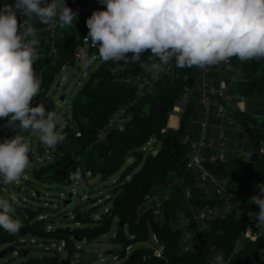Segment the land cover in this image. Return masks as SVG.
I'll list each match as a JSON object with an SVG mask.
<instances>
[{
    "label": "trees",
    "instance_id": "16d2710c",
    "mask_svg": "<svg viewBox=\"0 0 264 264\" xmlns=\"http://www.w3.org/2000/svg\"><path fill=\"white\" fill-rule=\"evenodd\" d=\"M82 1L69 0L70 5ZM0 2L2 5L11 4L13 0ZM87 33L86 20H74L73 25L65 26L62 35L54 40V62L45 66L44 59L39 56L34 63V70L41 79V89L38 98L32 102L33 107L42 103L48 108L44 99L48 98L47 90L54 76L61 66L74 65L73 50ZM95 50L98 52V47ZM149 56L148 52L141 56L143 64L150 62ZM231 61L242 72V78L236 83L238 93L245 97L264 93L263 63L256 59L241 62L236 57L231 58ZM120 65L123 68L113 72ZM141 67V64L131 62L130 55L127 63L124 60L105 62L101 59L97 65L91 64L87 70L88 78L73 95L68 107L80 136L75 137L73 129L66 126L63 130L66 139L57 145L59 149L53 159L46 164L39 163L31 171V178L37 181H61L66 184L67 172L73 168L75 157L78 156L84 168L90 171V177L98 176L104 183L111 178L106 185L108 191L105 202L110 203L107 211L92 217V211L88 210L76 217L78 211L74 209V227L47 229L40 223L45 219L33 220L39 210L22 207L28 213L24 211L26 214L22 216V227L17 234H9L0 228V244L3 246L0 258L7 253H14L20 258L17 264L57 263L59 260L55 248L50 249V255H44L40 259L28 256L24 236L31 233L42 238L43 242L63 241L68 264H77L71 261L77 249L73 241L96 240L107 233L113 220H116L115 233L110 237V242L120 245L123 252L127 246L149 241L151 233L155 234L162 247L161 256L156 257L151 247L136 246L130 252L123 253L119 264H212L216 255H222L225 264H264V258L259 254L260 247L264 246V230L255 241L243 238L241 232L245 217L243 212L238 214L236 209L210 220L209 228L201 234L200 243L193 250H183L184 229L171 223L177 218L178 212L191 217L192 208L222 205V199L206 194L195 185L193 174L187 165L188 149L181 141L195 108V91L191 93L186 108L180 114L179 126L176 129L166 128L167 118L172 112L174 101L181 95L182 86L193 85L195 66L176 67L172 78L161 76L154 81L152 89L138 95L136 84L124 81V78L139 74ZM118 77L120 80H115ZM119 108L130 112V121L123 129L113 126L105 128L109 117ZM237 118L255 146L257 140H264V133L251 129L250 125L258 123L259 127L264 128V119L257 121L246 114H238ZM2 120L4 119H0ZM103 129L104 139L97 141L96 133ZM14 133L24 135L27 132ZM149 138L156 140L154 155L141 149ZM68 145L75 148L72 154L66 150ZM209 167L215 176H227L231 183L238 184L250 197L258 193L257 185L264 184L262 158L252 162L235 157ZM60 169L64 170V174L59 172ZM25 182L32 183L28 178ZM181 186L190 187L187 205ZM154 189L160 190L165 197L162 202L163 220L154 218L149 210L141 208L144 196ZM189 225H194L193 220ZM8 262L9 259L4 264Z\"/></svg>",
    "mask_w": 264,
    "mask_h": 264
},
{
    "label": "clouds",
    "instance_id": "9594fccd",
    "mask_svg": "<svg viewBox=\"0 0 264 264\" xmlns=\"http://www.w3.org/2000/svg\"><path fill=\"white\" fill-rule=\"evenodd\" d=\"M106 10L93 11L86 20V40L98 47L107 61L143 66L148 52L149 70L158 79L175 59L177 67H211L236 57L241 62L264 59V0H98ZM21 17L27 19L21 21ZM77 13L65 0H13L0 7V119L16 132L38 136L54 148L66 139L58 127L62 118L40 103L41 79L34 70L39 59L37 19L43 25L72 26ZM91 61L84 65L87 69ZM31 137L22 134L0 142V185L18 184L30 167ZM264 152V149H261ZM250 198L259 206L249 212L256 227L264 230V184ZM15 192L0 196V228L15 235L22 222L15 218ZM251 231V230H249ZM212 264H225L216 255Z\"/></svg>",
    "mask_w": 264,
    "mask_h": 264
},
{
    "label": "built area",
    "instance_id": "2783aa9c",
    "mask_svg": "<svg viewBox=\"0 0 264 264\" xmlns=\"http://www.w3.org/2000/svg\"><path fill=\"white\" fill-rule=\"evenodd\" d=\"M67 6H69L74 12L77 13L75 20H87L93 11L106 10V6L98 2V0H83L80 3L70 5L69 1L65 0ZM0 2V7H2ZM21 21L27 19L21 17ZM31 23L37 29V35L39 40V56L44 59L45 66L54 62L56 56V47L54 40L62 35L64 27L58 24L43 25L37 19H32ZM82 37V41L73 50L74 64H86L89 61L94 62L97 51L95 47H92L91 42ZM264 64V59H256ZM150 62H146L141 67L140 73L135 76H127L124 81H133L136 84L137 93L141 95L146 90L152 89L154 81L149 70ZM177 67L175 59H173L167 66L165 71L160 74L159 77L165 76L172 78L175 73L174 70ZM88 68L86 72L88 74ZM220 74V75H219ZM40 78V77H39ZM242 78V72L237 66H234L231 59L227 62H222L219 65L199 68L195 67L194 82L193 85H183L181 89V95L176 99L172 105V112L181 114L187 106L189 97L193 91L197 93V102L203 108H208L214 103V112L228 127L236 125V116L245 112L244 103L248 97H245L237 92L236 83ZM38 96H36L32 102H34ZM131 119L130 112L125 111L123 108L115 110L107 120L106 126H113L116 129H123L126 123ZM6 121H0V138L11 139L15 130L5 126ZM70 127L74 131V136H80V132L77 130L76 123L73 121ZM16 131H22L17 125ZM104 139V129L99 130L96 133V140L101 141ZM181 141L186 145L188 149V161L187 165L190 167L193 174L195 185L202 189L206 194L210 196L218 197L222 199V205L225 200L236 203L237 213H244V224L241 235L245 239L255 241L259 238L262 230L256 227L255 221L250 218L249 212L258 213L259 206L251 203V201H240L233 196L226 188V185L230 182L227 176L217 177L214 175L212 169L209 166H213L226 161L227 150V136L224 132H218L216 135H212L207 131V122L205 120L199 123L198 131L195 137H191L188 132H185ZM156 140L149 138L141 147L142 150L150 151L152 155L156 152L155 147ZM264 140L261 141L256 148V152L259 158L264 160ZM258 158V159H259ZM75 165L67 172L66 185L68 187V194L72 195L77 192V188H81L85 185L86 179L90 176V171L85 169L80 162L79 157H75ZM27 175L24 174L22 179H26ZM179 182V181H178ZM17 184L11 185L15 186ZM10 186L0 185V193L7 191ZM182 195L185 199L186 205L190 197V187L181 186ZM241 192H244L241 189ZM107 197V194H105ZM165 197L161 194L160 190L154 189L149 191L144 196L142 207L151 212L152 216L156 219L163 220L162 218V202ZM222 205H205L200 208H192V216H184L186 227L182 235V248L184 251L193 250L201 240V234L209 228V221L215 217H222L227 211L233 209H225ZM238 206V207H237ZM108 207L103 211L106 212ZM182 213V212H180ZM37 219H46V215H37ZM193 220L194 225L190 226V221ZM77 224V222L75 223ZM49 229L50 226L46 225ZM251 230V231H249ZM33 242V239H31ZM149 242L151 244L152 253L156 257L161 256V245L158 242L155 234L151 233ZM55 245V243H52ZM63 241L56 243L57 249L63 248ZM60 245V246H58ZM130 246L125 248L126 250ZM259 254L264 258V246L260 247ZM72 264V263H70Z\"/></svg>",
    "mask_w": 264,
    "mask_h": 264
},
{
    "label": "rangeland",
    "instance_id": "374dc122",
    "mask_svg": "<svg viewBox=\"0 0 264 264\" xmlns=\"http://www.w3.org/2000/svg\"><path fill=\"white\" fill-rule=\"evenodd\" d=\"M101 58L97 53L94 62L91 64L97 65ZM90 64V65H91ZM123 66H117L113 72L118 69H122ZM88 74L84 68V64L75 63L71 65H63L60 67L57 74L54 76L53 82L47 90L48 98H45L46 103H51L52 106L47 104V111H55L62 118V123L58 125L62 131L66 126L72 125V118L68 111L70 100L73 95L80 89L82 84L86 81ZM115 80H120L119 77ZM24 135L31 137V151L29 153L30 167L26 170L25 174L32 183L25 182L24 179L15 185L10 186L7 191H2L0 196L7 197L9 193L15 192L17 200L14 202L15 218L22 222V216L25 215L24 211L28 213L27 209L31 208L39 210L36 214L46 215L45 221H40L46 228L49 225L55 229L57 227H74V221L72 220V211L76 209L78 213L92 211V217L101 213L106 207L109 206V202H105V194L108 191L107 183L111 180L108 179L107 183L98 179V176L88 177L85 181V185L81 188H77V192L72 195L68 194V187L65 183L59 182H40L31 178V171L38 167L39 163L46 164L51 161L59 149L58 146L49 148L43 145L38 136L31 135L30 132ZM63 143V142H62ZM74 147L68 145L66 150L71 154L74 152ZM114 178V177H113ZM37 193H34L36 192ZM238 207V206H237ZM142 208V207H141ZM37 215L33 220L37 219ZM181 215L178 212V216L175 220H172V225L183 226L180 222ZM116 220H113L110 230L101 235L98 239L91 242H85L82 240H74L73 245L76 246V251L73 253L71 261L77 264H119L123 258V253L130 252L136 246L151 247L149 241L137 243L131 245L125 252L120 245L110 242V237L115 233ZM24 247L28 248V256H35L39 259L44 255H50V249H56V256L58 260L66 259V251L61 248L57 249L55 243L52 244V240L49 242H43L42 238H37L31 233H27L25 236ZM33 239V242L31 241ZM36 239V240H35ZM36 241V242H35ZM60 246V245H58ZM2 244H0V251H2ZM1 256V255H0ZM9 259L8 264H17L20 260L14 253H7L0 258V264H4V261Z\"/></svg>",
    "mask_w": 264,
    "mask_h": 264
},
{
    "label": "crops",
    "instance_id": "0c3cea01",
    "mask_svg": "<svg viewBox=\"0 0 264 264\" xmlns=\"http://www.w3.org/2000/svg\"><path fill=\"white\" fill-rule=\"evenodd\" d=\"M69 1V0H66ZM220 75V74H219ZM246 114L257 121L264 119V93H257L251 97H248L244 103ZM173 117V123H169L170 118ZM236 125L228 127L219 117L215 115L214 112V103L208 108H203L198 102L195 103L194 111L190 117V123L186 132L190 134L191 137H195L198 131L199 123L203 120L207 122V131L216 135L218 132H224L227 136V150H226V160L230 161L235 157H241L245 160H249V157L253 151L256 150L261 141L257 140V146H255L252 140L248 137L247 132L243 124L238 121L236 116ZM180 114L171 112L167 118L166 128L176 129L179 126ZM251 129H256L258 132L264 133V128L259 127L257 124H250ZM1 140V138H0ZM224 177V176H222ZM227 190L235 196L240 201H250V196L241 192V187L236 183L229 182L226 185ZM222 207L225 209H233L236 207V203L232 201L225 200ZM144 209V207H142ZM181 218L179 219L183 226H180L182 229H185L186 223L184 221V214L180 213Z\"/></svg>",
    "mask_w": 264,
    "mask_h": 264
},
{
    "label": "water",
    "instance_id": "95a60500",
    "mask_svg": "<svg viewBox=\"0 0 264 264\" xmlns=\"http://www.w3.org/2000/svg\"><path fill=\"white\" fill-rule=\"evenodd\" d=\"M258 154H257V152L256 151H253L252 153H251V155H250V157H249V161H252V162H255V161H257L258 160ZM59 172L61 173V174H64V170L63 169H60L59 170ZM80 216V213H77L76 214V217H79ZM36 228H41V227H36ZM1 253L2 252H0V255H1ZM55 264H68V260H66V259H60L57 263H55Z\"/></svg>",
    "mask_w": 264,
    "mask_h": 264
},
{
    "label": "bare ground",
    "instance_id": "6f19581e",
    "mask_svg": "<svg viewBox=\"0 0 264 264\" xmlns=\"http://www.w3.org/2000/svg\"><path fill=\"white\" fill-rule=\"evenodd\" d=\"M173 121H174V118L171 117L170 120H169V123H173Z\"/></svg>",
    "mask_w": 264,
    "mask_h": 264
}]
</instances>
